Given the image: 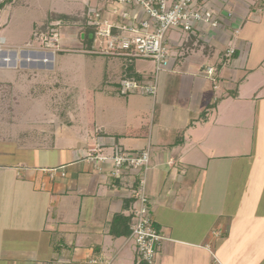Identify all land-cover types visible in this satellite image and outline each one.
I'll use <instances>...</instances> for the list:
<instances>
[{"label":"crops","instance_id":"0c3cea01","mask_svg":"<svg viewBox=\"0 0 264 264\" xmlns=\"http://www.w3.org/2000/svg\"><path fill=\"white\" fill-rule=\"evenodd\" d=\"M110 1L24 4L30 12L41 10L42 20L70 18L75 25L61 26L63 41L90 45L76 22L86 19L89 6L107 16ZM198 4L214 11L219 25L201 21L194 32H169L173 62L159 74L156 96L120 94L126 61L105 56L107 95H90L87 128L71 134L61 129L59 140L34 162L27 156L10 161L6 154L12 153L0 149V264H92L101 257L135 264L134 240L111 232L118 215H130L129 186L113 179L111 160L88 157L103 139L110 143L103 156L116 144L150 149L152 214L168 237L154 264H264V0ZM128 10L131 16L141 12ZM13 14L4 22L10 38L21 17ZM230 47L235 52L227 61ZM211 64L217 88L206 73ZM133 65L142 78L155 68L149 59H134ZM47 112L54 116L55 110Z\"/></svg>","mask_w":264,"mask_h":264},{"label":"rangeland","instance_id":"374dc122","mask_svg":"<svg viewBox=\"0 0 264 264\" xmlns=\"http://www.w3.org/2000/svg\"><path fill=\"white\" fill-rule=\"evenodd\" d=\"M25 1L14 0V7L8 4L0 19V80L11 79L10 83L0 82V149L12 153L6 154L10 161L27 156L28 161L34 162L38 154L43 156L47 152L45 147L59 140L61 129L71 134L89 126L90 95H107L103 90L107 57L83 53L81 50L89 45L81 40L63 41L62 34L60 44L68 51L54 53L47 49L44 40L49 29L45 25L52 19L57 32L64 33L61 26L65 24L54 20L55 15L39 19L42 11L33 12L30 5V12ZM10 11L21 15L11 38L4 30ZM33 20L37 21L34 27L30 24ZM74 25L66 24L70 28ZM49 107L55 113L46 117ZM50 154L53 157V150L48 151Z\"/></svg>","mask_w":264,"mask_h":264},{"label":"built area","instance_id":"2783aa9c","mask_svg":"<svg viewBox=\"0 0 264 264\" xmlns=\"http://www.w3.org/2000/svg\"><path fill=\"white\" fill-rule=\"evenodd\" d=\"M134 6L139 7L141 12L131 16L128 9ZM106 8L107 16L101 8H87V24L95 27L97 44L95 42L92 47H85L81 51L111 58L149 59L155 63L150 76L121 79L118 90L122 95H157L159 74L170 69L173 62L167 44L172 29L194 32L196 23L201 21L211 23L214 27L219 25L214 11L205 4H198V0H111ZM113 15L114 19L111 18ZM119 17L122 20H117ZM59 36L60 33L55 29L52 36H46L44 40L46 48L54 53L68 51L61 46ZM234 52V47L226 50L227 61ZM206 73L214 80L217 88L219 82L215 66L208 65ZM108 143L104 139L99 141L95 147L89 148L88 157L101 161L111 160L110 174L113 179L129 186L128 194L133 198L129 237L135 242V264H154L158 249L168 237L157 227L152 214L153 201L148 192L150 149L135 151L116 144L112 145L111 155L103 156L100 152ZM90 263L112 264V259L95 258Z\"/></svg>","mask_w":264,"mask_h":264},{"label":"trees","instance_id":"16d2710c","mask_svg":"<svg viewBox=\"0 0 264 264\" xmlns=\"http://www.w3.org/2000/svg\"><path fill=\"white\" fill-rule=\"evenodd\" d=\"M14 0H2L0 1V10L4 9L8 4L12 3ZM57 19L54 20H62L64 24H67V20H70L68 17H56ZM52 19L48 21V24L45 26H48L49 33L47 36H52L53 31L56 29L55 25L51 24ZM71 24V20H70ZM78 25H82L83 29L82 31L85 34V40L89 41L90 45L93 46L92 42H94V38L91 39V34L94 36L95 35V27L93 26H88L87 24V18L84 21L81 22H76ZM89 45V47H90ZM126 62L124 64V71H125V78H136V79H141L142 76H140L138 73L135 72L134 70V65L133 61L134 59H125ZM133 201V198H132ZM131 220L132 216H120L118 215L116 220H114V224L111 225V232L115 234L116 236H122V235H130L131 233Z\"/></svg>","mask_w":264,"mask_h":264},{"label":"bare ground","instance_id":"6f19581e","mask_svg":"<svg viewBox=\"0 0 264 264\" xmlns=\"http://www.w3.org/2000/svg\"><path fill=\"white\" fill-rule=\"evenodd\" d=\"M5 60H10V59H5Z\"/></svg>","mask_w":264,"mask_h":264}]
</instances>
